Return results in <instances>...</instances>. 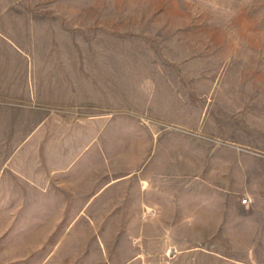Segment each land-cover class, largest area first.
Returning <instances> with one entry per match:
<instances>
[{
  "label": "rangeland",
  "instance_id": "rangeland-1",
  "mask_svg": "<svg viewBox=\"0 0 264 264\" xmlns=\"http://www.w3.org/2000/svg\"><path fill=\"white\" fill-rule=\"evenodd\" d=\"M24 28L97 154L69 192L0 134V264H264V0H0Z\"/></svg>",
  "mask_w": 264,
  "mask_h": 264
},
{
  "label": "crops",
  "instance_id": "crops-1",
  "mask_svg": "<svg viewBox=\"0 0 264 264\" xmlns=\"http://www.w3.org/2000/svg\"><path fill=\"white\" fill-rule=\"evenodd\" d=\"M24 30V41L0 30V134L10 136L9 149L14 152V159H10L12 164L10 162L9 166L28 168L24 162L27 158L22 162L15 159L17 151H33L34 146L28 145L27 138L39 132L47 139L45 164L52 172L57 169L60 184L72 192L81 175L91 176L93 161L87 158L95 159L97 154V120L88 114L87 124L84 122L81 126L82 109L76 104L80 99L76 97L75 81L69 78L67 71L62 78L52 77L50 62L36 57V45L28 35L30 31ZM92 108L95 110V106ZM86 109L89 111L90 106ZM106 129L105 126L99 130L105 132ZM17 135L22 136L19 142ZM82 155L85 160L80 166L77 161ZM91 188L89 183L86 190L90 193ZM153 195L159 203L160 185L154 189ZM73 212L78 214L81 211L75 209Z\"/></svg>",
  "mask_w": 264,
  "mask_h": 264
},
{
  "label": "built area",
  "instance_id": "built-area-1",
  "mask_svg": "<svg viewBox=\"0 0 264 264\" xmlns=\"http://www.w3.org/2000/svg\"><path fill=\"white\" fill-rule=\"evenodd\" d=\"M247 202H248V199L246 198L242 200V203H247Z\"/></svg>",
  "mask_w": 264,
  "mask_h": 264
}]
</instances>
